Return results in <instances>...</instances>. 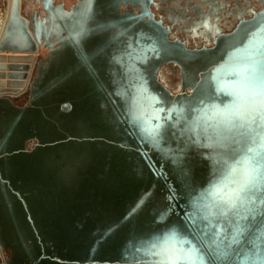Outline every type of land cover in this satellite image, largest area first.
<instances>
[{
  "label": "water",
  "instance_id": "water-1",
  "mask_svg": "<svg viewBox=\"0 0 264 264\" xmlns=\"http://www.w3.org/2000/svg\"><path fill=\"white\" fill-rule=\"evenodd\" d=\"M24 1L0 0V264H208L212 248L264 264V149L220 115L238 73L264 71V11L191 50L148 9L121 12L137 0H92L80 48L89 0H41L44 16Z\"/></svg>",
  "mask_w": 264,
  "mask_h": 264
},
{
  "label": "flooded vegetation",
  "instance_id": "flooded-vegetation-1",
  "mask_svg": "<svg viewBox=\"0 0 264 264\" xmlns=\"http://www.w3.org/2000/svg\"><path fill=\"white\" fill-rule=\"evenodd\" d=\"M41 0H25L23 11L31 15L45 12ZM79 0H55V5L69 9ZM139 6L120 4L125 10L141 14L148 9L153 18L168 31L169 39L179 41L188 49L211 48L221 35L231 33L244 20L264 11V0H137ZM1 7V4H0ZM162 83L173 93L181 91L179 69L172 64L159 71Z\"/></svg>",
  "mask_w": 264,
  "mask_h": 264
},
{
  "label": "snow or ice",
  "instance_id": "snow-or-ice-1",
  "mask_svg": "<svg viewBox=\"0 0 264 264\" xmlns=\"http://www.w3.org/2000/svg\"><path fill=\"white\" fill-rule=\"evenodd\" d=\"M83 7L85 12L80 17L75 35L76 43L80 48L83 47L81 41L86 39L91 32L90 29H86L85 23L94 7L92 0H89ZM104 28V25L98 26V30L102 31ZM98 51L102 52L103 48L101 47ZM88 59L87 55H81L83 63L88 65L91 72H94L95 70L88 64ZM238 75L240 76V80L238 81L240 89L233 93L235 99L232 105L227 107L220 115L228 131H239L242 137L254 134L259 137V147L264 149V71L258 72L254 65H249L248 68H245L244 72L238 73ZM193 143L198 142L193 141ZM223 146L225 145L221 143V147ZM253 151L252 147H247V152L252 153ZM181 153H183V150H181ZM247 162L246 158L245 163ZM174 163H180V155H177ZM185 175H187V170H185ZM256 179L246 169L245 182L240 184L238 189L234 190L235 199L229 204V208L221 210V215H225L230 208L235 207L236 201L243 202L245 200L249 184H252ZM161 217H163V213ZM170 227L178 228L179 225L173 224ZM197 255L198 249L193 248L187 254V258L194 261ZM229 256L230 252L227 249L212 248L208 257V264H227ZM200 264H204L203 258H201Z\"/></svg>",
  "mask_w": 264,
  "mask_h": 264
},
{
  "label": "bare ground",
  "instance_id": "bare-ground-1",
  "mask_svg": "<svg viewBox=\"0 0 264 264\" xmlns=\"http://www.w3.org/2000/svg\"><path fill=\"white\" fill-rule=\"evenodd\" d=\"M8 4H10V0H9V3ZM22 12H24L23 11V6H22ZM25 14H28V13H26V12H24ZM29 15V14H28ZM169 64H171V63H169ZM166 65H168V64H166ZM173 65V64H172ZM165 66V65H164ZM164 66H162V67H164ZM161 67V68H162ZM175 67H177V66H175ZM160 68V69H161ZM178 69H179V78H180V82H181V76H180V68L179 67H177ZM33 71L34 70H32V71H29L28 72V79L26 80V87H24L21 91H20V93H23V92H25L26 90H27V88H28V85H29V82H30V80H31V75H33ZM160 71V70H159ZM158 75H159V72H158ZM159 81L162 83V81L160 80V77H159ZM162 85L164 86V87H166L163 83H162ZM167 88V87H166ZM168 89V88H167ZM168 90H170V89H168ZM171 91V90H170ZM173 93V92H172Z\"/></svg>",
  "mask_w": 264,
  "mask_h": 264
},
{
  "label": "rangeland",
  "instance_id": "rangeland-1",
  "mask_svg": "<svg viewBox=\"0 0 264 264\" xmlns=\"http://www.w3.org/2000/svg\"><path fill=\"white\" fill-rule=\"evenodd\" d=\"M41 57V56H40Z\"/></svg>",
  "mask_w": 264,
  "mask_h": 264
}]
</instances>
